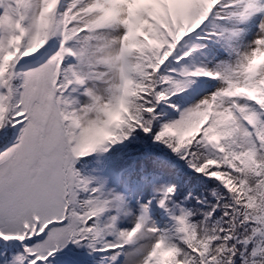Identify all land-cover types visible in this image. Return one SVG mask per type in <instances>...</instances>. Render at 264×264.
<instances>
[{
    "label": "snow or ice",
    "instance_id": "6c2138e0",
    "mask_svg": "<svg viewBox=\"0 0 264 264\" xmlns=\"http://www.w3.org/2000/svg\"><path fill=\"white\" fill-rule=\"evenodd\" d=\"M0 264H264V0H0Z\"/></svg>",
    "mask_w": 264,
    "mask_h": 264
},
{
    "label": "trees",
    "instance_id": "16d2710c",
    "mask_svg": "<svg viewBox=\"0 0 264 264\" xmlns=\"http://www.w3.org/2000/svg\"><path fill=\"white\" fill-rule=\"evenodd\" d=\"M77 166H79V165H77ZM83 172H84V170H82ZM86 172V171H85Z\"/></svg>",
    "mask_w": 264,
    "mask_h": 264
}]
</instances>
